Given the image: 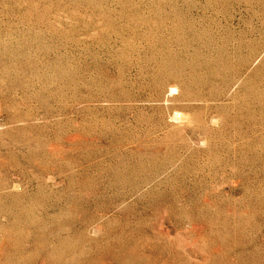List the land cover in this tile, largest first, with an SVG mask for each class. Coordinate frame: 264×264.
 <instances>
[{
  "label": "rangeland",
  "instance_id": "374dc122",
  "mask_svg": "<svg viewBox=\"0 0 264 264\" xmlns=\"http://www.w3.org/2000/svg\"><path fill=\"white\" fill-rule=\"evenodd\" d=\"M0 264H264V0H0Z\"/></svg>",
  "mask_w": 264,
  "mask_h": 264
}]
</instances>
